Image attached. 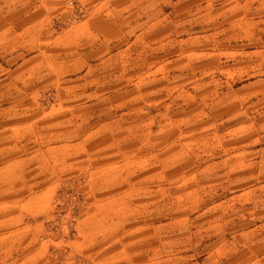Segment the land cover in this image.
<instances>
[{
  "label": "rangeland",
  "instance_id": "374dc122",
  "mask_svg": "<svg viewBox=\"0 0 264 264\" xmlns=\"http://www.w3.org/2000/svg\"><path fill=\"white\" fill-rule=\"evenodd\" d=\"M231 1L0 0V264L264 262V95L226 71L264 23L237 39ZM105 3L112 58L58 44Z\"/></svg>",
  "mask_w": 264,
  "mask_h": 264
},
{
  "label": "crops",
  "instance_id": "0c3cea01",
  "mask_svg": "<svg viewBox=\"0 0 264 264\" xmlns=\"http://www.w3.org/2000/svg\"><path fill=\"white\" fill-rule=\"evenodd\" d=\"M17 3L19 2L18 7L27 8L29 4H27L26 0H15ZM43 3L45 0H42ZM48 0H46L47 2ZM120 5V4H119ZM10 6V2H9ZM33 7V4L30 8ZM99 7L102 9V13L98 17H92L86 22L82 23V25H76L71 26L65 34L58 35L56 37V40L58 41V44L60 45H72L76 44L78 42H81L83 39V35H85L84 38H87L89 43L92 45L98 46V52H102V55L104 59L100 61V63L106 62L108 59L112 58L113 55H110L107 57V52L110 50V46L113 40H116V35H119L122 28V23L119 22L117 19L114 20V14L110 10V5L108 3L103 4V6ZM227 11H230V16L232 17V23L230 24L232 26V30L234 33L240 37H237V39L241 40H253L255 36V29L253 31L252 28H254L256 25L260 23H264V0H232L228 7L226 8ZM27 11V10H26ZM25 11V12H26ZM22 12V11H20ZM22 12V13H25ZM28 16L24 18L15 19V24L20 29H24L26 31L30 30H38V27L40 26V19L37 17V14H27ZM256 18L260 20H255ZM165 21H162L161 23L164 24ZM34 23V27L33 24ZM0 25H3L0 23ZM262 28H258V30H261ZM7 31V30H5ZM7 33V32H6ZM115 35H114V34ZM165 31L159 34V36L164 35ZM121 35V33H120ZM182 35V37H181ZM115 37V38H113ZM195 38H198L196 36ZM178 39L180 42H187L188 38L186 36H183L182 31L180 32ZM190 39V38H189ZM258 39H264L263 35H260ZM163 41V40H160ZM163 45V44H161ZM185 52L184 57H187V50L184 49ZM181 52V51H180ZM256 53L254 56L261 57V59H252V57L249 56H243L242 59L239 60V64L235 67H227L226 71L229 74L230 81L232 82L233 86L235 84H242L241 88H249V89H255L256 91L253 92L252 96H261L264 95V50H254L251 51ZM92 51H90L89 56H91ZM194 53V50L189 51V55ZM250 53V52H248ZM246 55V54H244ZM214 61L207 62L210 64L209 66H213ZM186 58L179 61L180 69L185 65ZM181 75V74H180ZM186 75V74H184ZM186 81V77L184 79ZM187 82V81H186ZM164 84H160L156 86V89L160 90L161 97L163 98L166 96L165 93H163L161 86ZM200 86L205 84H198ZM182 87L183 89L186 88V84H179L178 87ZM135 88H139V86H136ZM134 94V93H131ZM167 99V97H165ZM222 98H219L216 96L211 97V101L207 102L205 105L206 108L209 110H213L212 102L217 103ZM169 104H167L168 106ZM184 116L177 115L175 117L168 118V123L171 125V127L179 126V119ZM199 119V118H197ZM243 129H246V127H242ZM224 249L217 248L216 253L220 254L223 252ZM220 261V257H215L214 262ZM249 264H264L263 261L258 260L254 263Z\"/></svg>",
  "mask_w": 264,
  "mask_h": 264
}]
</instances>
